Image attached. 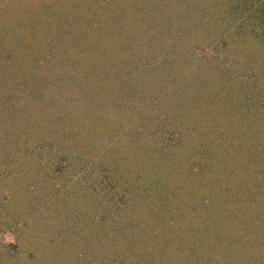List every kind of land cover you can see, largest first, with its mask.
<instances>
[{"label": "rangeland", "instance_id": "374dc122", "mask_svg": "<svg viewBox=\"0 0 264 264\" xmlns=\"http://www.w3.org/2000/svg\"><path fill=\"white\" fill-rule=\"evenodd\" d=\"M18 1H15L17 5L12 11L13 14L11 11L0 10V49H5L6 55L4 60H0V68L5 70L4 81L1 82L2 85L0 83V99H5L1 95L5 91L8 92V89L17 97V102L13 98L16 103L13 108L2 107L3 101L0 100V264H93L94 256L97 255L94 248L100 251L98 243L106 244L107 236L104 239L93 238L96 230L94 223L102 215V212H99L102 207L83 196L88 188V195L92 192L93 189L88 187L87 183L94 185L95 179L92 177L89 182L82 177L86 172L89 173L87 170L90 163L88 162L93 161L96 166L100 157L95 152L89 153L91 148L87 150L88 148L81 146L83 144L87 146L86 144L91 142L90 139L84 140L81 134L77 133L82 127L84 116L79 117L78 120L73 118L69 121L65 118L67 122L63 124L53 123L55 124L53 129L45 126L49 113L59 111L57 108V111L53 109L52 106H57L59 102L52 101L55 97L49 91L45 80L41 79L40 74L42 67H45L43 65L52 59L50 56L47 58L43 47L36 49L37 40L35 39L34 41L27 39L29 41L26 42L28 45H34L30 48L33 51L32 57L22 59L27 48L23 47L24 44L16 45L23 42L22 33L17 32L19 22L17 23L16 17H20ZM82 1L79 10L73 9L74 5L69 6V12L77 10L74 13V20L81 19L82 22L74 25L72 20V27L66 28L75 35L74 32L79 34V31L75 30H87L88 33L93 31L91 29L97 27L103 29V26H106L105 28L111 30H105L103 33L108 37L107 39L105 36L101 37L103 45L112 46L117 52L127 53L128 51L130 55V57L126 55L130 59L125 61L128 65L124 64L123 70L122 67L117 68L126 75L127 80L121 78L122 76L115 71L109 76V78L114 77L115 83L112 78L106 79L105 76L104 87L105 89L109 87L106 90L108 93L104 94L105 89L97 90L98 97L92 104V107L95 106L94 111L83 112L87 119L95 117V120L105 125L103 129L105 133L94 134L95 141L98 139L100 143L105 140L110 141L112 147H120L121 151L123 147H128L127 141L120 139L121 137H129L128 135L136 130L140 132L144 131V128L150 129L155 124L153 129H160L158 140L161 141V136L164 134L180 137L172 154H176L174 156L182 160L181 176L184 181L187 176V179L196 184L200 183V187L204 188L208 176L203 171L207 169V160L210 161L212 158L210 154L214 147L210 144L214 142L211 133V139L204 138L205 148L199 152L196 151L195 147L199 145L191 141L196 139L198 131L195 127L189 128L191 122L197 124L194 120L196 117L206 112L209 106L212 108L217 104L221 112H228L231 120L238 119L236 117L242 119L236 112L241 113L240 110L244 107L251 111V120L244 123L238 134L233 133L236 136H233L231 132H224L221 128V134L218 135L215 143L219 141L223 147L222 152L229 156L242 146L236 141L239 136L246 134L244 137H249L253 134L249 132L254 127L264 131L262 116L264 113V64H260L264 62L263 57L261 60L260 55L255 56V53L249 57L245 58V55L243 57L223 40L229 31L224 32L223 28H219L213 32L212 29L223 26L225 30L228 27L229 30H240L248 23L251 25L260 23L264 30V12L260 11L264 4L259 6L264 0ZM3 5L0 2V6ZM219 8L224 12L218 13ZM85 23L92 25L86 26ZM39 29H42L44 33L47 32L46 41L52 43L53 40L49 38L50 28L42 22ZM11 31L20 33L17 41L16 38H13V42L9 39ZM257 33L259 30L253 26L250 36L255 37ZM12 47L14 49H11ZM209 53L217 56L213 55L212 61L203 59L205 54L208 56ZM227 59L230 66L226 65ZM115 60L120 61L118 58ZM222 62L226 63L222 69L231 68L237 71V74L233 77V82L230 81V87V83H226L219 89L217 83L219 75L213 76L207 69L211 68L213 72V66L220 65ZM11 64L13 66L9 73L8 68ZM161 65L170 66L169 70L172 71L170 76H175V84L166 83L169 77L162 73ZM205 70L207 74L204 73ZM222 71L219 84L226 82L223 75L227 76V73L224 71L222 75ZM245 73L253 81L244 82ZM191 74L192 77L186 79L184 86L177 84L181 78ZM159 77L166 78L160 80ZM111 80L112 86H110ZM209 80H212V83ZM38 81L42 90L32 91ZM138 84L143 85V88L132 89L135 85L138 87ZM185 84H188L187 87ZM241 84L247 85L242 88ZM191 85H194L192 90ZM117 86H121L119 87L121 93L116 89ZM217 88L218 90L214 91ZM185 91L186 94L189 92L188 95L193 96L186 102L181 97ZM207 91L214 93L216 97L214 99L210 97V100L205 101L204 95H207ZM76 95L82 97L80 93ZM51 101L54 104H50ZM18 102H23V105L20 107ZM202 102L205 103L202 104ZM236 105L238 106L234 107ZM20 108L26 110L21 111ZM231 110L235 112L232 114ZM255 112L256 114L252 116ZM142 117H147V122H143ZM48 123L51 124L50 121ZM78 149L85 152V159H79L77 153H69V155L66 153L68 150ZM140 157H143L141 153ZM134 160H136L135 154H132L122 164L133 167ZM235 160L240 159L236 157ZM156 163L159 162L156 161ZM174 163L177 164L176 159ZM200 163L204 167L203 170L198 169ZM172 173L174 174L173 170L170 174L167 172L165 174L171 176ZM98 174L97 180H101ZM102 180L105 183L107 179ZM131 180L134 187H140L143 183L140 178L137 180L133 176ZM184 181L180 180L179 184L184 185ZM214 196L211 197L214 199ZM230 196L234 198V195ZM202 197L206 198L205 193ZM237 197L239 199L241 196ZM156 198L159 199L158 196L151 199L156 200ZM176 199L175 196H171L172 201ZM171 200L166 201V206H171H168L169 212L156 214L157 216L168 218L171 217L170 215L175 216L173 212L170 213V209L174 206ZM249 205L247 203L240 205L247 209L244 211L238 208L235 213H224L225 210L219 202L214 201L215 217L218 218L216 220H218L220 231L219 220H222V226L235 234L234 240L228 245L233 252L234 261L244 259L245 256L247 260H243L244 264H264L262 252L264 236L260 239L261 241L252 236L254 232L256 234L257 227L260 226V219L257 215H254L255 217L251 215L252 213L248 211ZM173 209L177 208L174 206ZM106 218L110 222L109 215L106 214ZM254 218H257V222L254 223L253 220L250 224L247 223V229H244L242 223ZM227 219L234 222H227ZM158 232L155 231V233ZM246 235L248 239L245 238ZM219 236L217 228H212L205 241L211 240L214 245L219 244L218 241L221 240ZM245 245L247 246L244 248ZM107 251L108 247L105 246L102 253L107 256ZM122 257L125 256L120 254V264H144L143 254ZM260 259L263 260L260 261ZM213 260L214 264H218V258L215 255Z\"/></svg>", "mask_w": 264, "mask_h": 264}, {"label": "trees", "instance_id": "16d2710c", "mask_svg": "<svg viewBox=\"0 0 264 264\" xmlns=\"http://www.w3.org/2000/svg\"><path fill=\"white\" fill-rule=\"evenodd\" d=\"M15 1L0 0L4 4L0 6V10L12 12L17 5ZM176 1L179 2L180 0ZM191 1L194 2L195 0ZM82 2V0H19L18 4L20 5L18 8L21 15L18 13L20 17H16L17 23L19 22L17 32L22 33L23 42L16 43V45L24 44L23 47L27 48L26 52L22 55V59L26 60L28 57H32L33 51L30 48L34 47V45H28L26 42L30 39L32 41L35 39L37 40L36 49L43 47L46 50L47 58L50 56L52 59V61L46 62L43 65L45 67H42L43 69L40 73L42 76L40 74L39 76H41L43 81L45 80L49 91L54 95L55 98L52 101L59 102L57 106H52L54 107L53 109L56 111L59 109V111L57 113H49L45 126L48 129H53L55 126L53 123L63 124L67 120L69 121L73 118L74 120H78L79 117L84 116L82 127H80L77 133L81 134L84 140L90 139L91 142L87 143V146L84 144L81 146L86 149L88 148L87 150L91 148L89 153L95 152L100 157L97 160L96 166L93 161L88 162V164L90 163V166H88L89 170H87L89 173L86 172L82 177L86 181H89L92 177V179H95L94 185L87 183L88 187L93 189L92 192L88 195L89 188L87 187L88 190H85L87 192L83 196L90 199L97 206L102 207V209L100 208L101 211H99L102 212V215L94 223L96 230L94 232L95 237L93 238L104 239L107 236L106 244H104L108 247L107 256L105 253H102L105 250V246L101 242L98 243L101 250L98 251L94 248L97 255L94 256L95 262L93 264H120V254L125 256L122 258L143 254L144 264H214L213 255L218 258V264H236L238 262L239 264H244L243 260H247L245 256L243 257L244 259L234 261L233 252L231 248H228L230 247L228 245L234 240L235 234L222 226V220H219L221 223L220 231L218 220H216L218 218L215 217L214 201L219 202V205L225 210L223 211L224 213H235V210L238 208L243 211L247 210L240 205L242 203L250 204L248 211L252 213L253 217L257 215L261 226L260 228L257 223V232L256 234L254 232L252 236L261 241L260 239L264 236V131L262 129L260 131L257 127H254L252 131L250 130L249 133L253 134H250L249 137L245 138V134L239 136L241 140L234 139L240 142L242 146L239 147L237 152L235 151L229 156L222 152L223 147L219 144V141L215 143L218 135L221 134V128H223L224 132H231L233 136H236L233 133L238 134L244 123L251 120V111L244 107L240 110L241 113L236 112L242 119L236 117L238 119L231 120L228 112H221L220 106L217 107V104L212 108L209 106L206 112L196 117L194 120H196L197 124L191 122L189 126V128L195 127L196 131H198L196 139H192L191 141L195 142V145H199L195 147L196 151L199 152V150L205 148L204 138L209 140L213 135L214 142L213 144L208 142L214 149L210 154L212 155L211 160H207L209 163H206L207 169L203 171L208 176L204 188L200 187V183L196 184L194 181L187 179V176L184 181L181 176L182 160L180 161L179 157L174 156L176 154H172L173 148L177 147L176 143L179 142L180 137H171L168 134H164L161 136V141L158 140L160 129H153L155 124L150 129L144 128V131L140 132L136 130L134 133L129 134V137H121L120 139H125L128 145L127 148L123 147L121 151L119 147V145H122L121 143L118 145L119 148H114L111 146L110 141L105 140L101 141V143L99 142L100 139L95 141L94 134L96 132H99V134L105 133L103 131L105 125L99 120H95V117L87 119L83 112L88 113L87 111H90L92 113L94 111L93 108L95 106L93 105L92 107V104L98 97L97 90L105 89L104 81L113 74V71L122 76L121 78L127 80L126 75H123L122 71L120 72L117 68L122 67L123 70L125 68L123 67L124 64L128 65L125 61L130 59L126 56L129 55L128 51L127 53L117 52L114 47L103 45L101 37L105 36L106 39L108 38L107 34L103 35V33L105 30H111L110 28H105L106 26H103V29L98 27L91 29L93 31H89L88 33L86 32L87 30H75L79 31V34L74 32L75 35L72 34L73 32H70L69 28L72 27V20L75 18L74 13L79 10ZM10 4L11 8H9ZM186 4L188 5V3ZM263 4L264 2H261L259 6ZM72 5H74L73 9H78L69 12ZM262 8L260 11L263 13L264 7ZM217 10H219L218 13L224 12L220 8ZM42 22L51 30L49 38L53 40L52 43L46 41L45 34L47 32L44 33L42 29H39ZM81 22V19H76L74 20V25ZM85 24L86 26L92 25L89 23ZM253 26L259 30V33L255 37L250 36ZM7 27L9 28V26ZM7 27L5 29H8ZM219 28H223L224 32L229 31L223 40L234 51L240 52L243 57L245 55V58L255 53V56L260 55L261 60L262 57L264 60V30L261 28L260 23L254 25L248 23L240 30H229V27L225 30L223 26H216L212 28L213 32L219 30ZM20 33L16 34L11 31L9 39L12 41L13 38H16L17 41ZM11 49L14 48L12 47ZM4 50L0 49L1 61L6 56ZM210 53L208 56L205 54L203 59L212 61L214 54L211 55ZM116 58L120 59V61L115 60ZM122 59L125 60L123 61ZM226 63L222 62L220 65L213 66V72H211V68L207 69L208 73H212L211 75H216V77L219 75L217 82L219 89H221L220 86H225L230 81L233 82L232 79L237 74V71H233L231 68L228 70L222 69L225 64H229L228 59ZM260 64L263 65L264 62ZM12 66L11 64L8 68L9 73ZM169 67V65L160 66L162 73L166 77H169L166 83L172 85V83H176V78L175 76H170L172 71L169 70ZM207 71L205 70L204 73ZM221 71L222 75L225 71L227 76L223 75L226 82H220L221 84H219ZM4 72L5 70L0 68V83L4 81ZM105 76L106 79L104 78ZM166 77H159V79L164 80L163 78ZM190 77H192V74L184 76L177 84L184 86L186 79ZM245 77L244 82L249 83V80H251L250 76L245 73ZM112 80L110 86H112ZM115 80L117 81L116 78ZM209 82L212 83V80H209ZM39 84L40 82L38 81L32 91L42 90ZM187 85L185 84V87ZM230 85L231 83L229 87ZM246 85L241 84L242 88ZM135 86L132 89L136 88L140 90L143 88V85L140 86V84H138V87L137 85ZM119 87L121 88V86ZM119 87L117 86L116 89L120 92L121 89ZM190 87L191 90L194 89V85ZM218 88L214 91H217ZM107 89L103 91L104 94L108 93ZM78 93L82 97L76 95ZM188 93L186 94L185 91V94L181 95L184 102L193 97L191 96L192 94L188 95ZM1 96L5 98L0 99L3 101L2 107L13 108L16 104L14 99L17 102V97L11 94L9 89L8 92L5 91ZM210 97L214 99L216 95L207 91V95H204L205 101L210 100ZM177 100L180 101V99ZM22 103H19L20 107L23 105ZM204 103L202 102V104ZM20 109L21 111L26 110ZM164 112L166 111L164 110ZM231 112L233 114L235 111L231 110ZM260 113L262 114V112ZM255 114L256 112L252 116ZM247 116L248 118H245ZM262 116L264 117V113ZM146 118L142 117L143 122H147ZM49 121L51 124L48 123ZM223 125L225 126L223 127ZM66 153L68 155L69 153H77L79 154V159H85V152H81L80 149L76 151L68 150ZM140 153L143 155L142 158L140 157ZM132 154H135L136 159L134 160L133 167L122 164ZM236 157L240 160H235ZM174 158L177 160V164L174 163ZM156 161L159 163H156ZM201 168L202 170L204 168L202 163L199 164L198 169L201 170ZM97 169L101 180H97ZM171 170H173L174 174L172 173L171 176H167L165 173L170 174ZM132 176L137 180L141 179L143 183L140 187L133 186ZM103 178L107 179L105 183L102 180ZM180 180H183L185 184L180 185ZM97 184L99 186L96 188ZM204 193L206 198L202 197ZM212 195L216 197L214 196L213 199ZM230 195H234V198ZM154 196H158L159 199H151ZM171 196H175L177 199L172 201ZM237 196L241 197L238 199ZM167 200H171L177 208L173 209L174 206H172V209H170V213L173 212L175 216L170 215V218L157 216L156 214L169 212L168 206H171H166ZM228 208L235 209L231 211ZM106 214L111 218L110 222L106 218ZM226 221L234 222V220L230 221L228 219ZM252 221L254 223L257 222V218L248 219L247 222H243L244 229H247V223L250 224ZM215 227L221 238L218 241L219 244L216 245L211 240L205 241L207 234L211 232L212 228L215 229ZM155 231L158 233H155ZM245 238L248 239L249 237L246 235ZM262 252L264 255V247H262Z\"/></svg>", "mask_w": 264, "mask_h": 264}]
</instances>
